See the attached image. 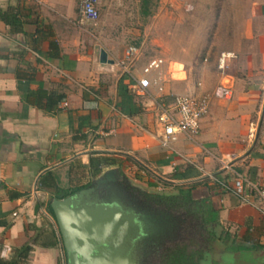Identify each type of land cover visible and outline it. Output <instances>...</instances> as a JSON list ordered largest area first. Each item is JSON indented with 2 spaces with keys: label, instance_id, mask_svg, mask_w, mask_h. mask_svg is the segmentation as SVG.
Returning <instances> with one entry per match:
<instances>
[{
  "label": "crops",
  "instance_id": "0c3cea01",
  "mask_svg": "<svg viewBox=\"0 0 264 264\" xmlns=\"http://www.w3.org/2000/svg\"><path fill=\"white\" fill-rule=\"evenodd\" d=\"M80 2L0 0V258L29 245L19 264H65L51 199L122 177L211 206L216 241L198 264H264V215L213 180L241 175L264 186V0H97L93 23ZM11 9L22 31L2 18ZM211 30L213 40L185 34ZM163 44V89L138 92L142 66L158 56L149 51ZM128 45L139 54L126 71L119 61ZM211 47L233 53L223 74ZM219 84L232 95L210 99L196 136L160 145L157 105ZM226 153L234 173L219 168Z\"/></svg>",
  "mask_w": 264,
  "mask_h": 264
},
{
  "label": "water",
  "instance_id": "95a60500",
  "mask_svg": "<svg viewBox=\"0 0 264 264\" xmlns=\"http://www.w3.org/2000/svg\"><path fill=\"white\" fill-rule=\"evenodd\" d=\"M103 181L97 180L96 188L52 198L49 203L65 264H142L147 247L160 237L165 223L161 216L124 205L107 194L100 197L97 189Z\"/></svg>",
  "mask_w": 264,
  "mask_h": 264
},
{
  "label": "built area",
  "instance_id": "2783aa9c",
  "mask_svg": "<svg viewBox=\"0 0 264 264\" xmlns=\"http://www.w3.org/2000/svg\"><path fill=\"white\" fill-rule=\"evenodd\" d=\"M189 7V6H188ZM80 15L87 22H95L98 18L97 0H81ZM138 47L128 45L124 50L123 58L119 64L126 70H130L131 64L138 56ZM233 57L230 51L220 52L216 67L223 74L227 67V60ZM164 60L162 57H151L142 66L144 76L136 80V90L141 93H147L150 88L158 92L163 89V78L161 66ZM148 74H153L148 77ZM232 95L231 86L228 84H219L212 91L202 94L184 93L174 95L172 105H157L156 122L160 125L162 133L159 143L162 146H169V143L176 139L178 133L184 134L188 138L196 136L199 131L201 119L207 114L211 98L228 100ZM66 106V102H63ZM258 131L257 123L253 120L248 122L247 138L253 140ZM235 156L232 153H226L218 157L219 168L228 173H234L232 169ZM213 180L218 186L227 192H230L240 198L242 202H247L257 208L264 215V186L254 185L241 175H235L231 181L226 178H217Z\"/></svg>",
  "mask_w": 264,
  "mask_h": 264
},
{
  "label": "trees",
  "instance_id": "16d2710c",
  "mask_svg": "<svg viewBox=\"0 0 264 264\" xmlns=\"http://www.w3.org/2000/svg\"><path fill=\"white\" fill-rule=\"evenodd\" d=\"M1 16L3 20L9 24L13 31H22V23L23 20L18 14V10L11 9L4 13H1ZM50 47L51 49H56L57 44L54 39H50ZM92 164V160H91ZM100 169H97L95 173H98ZM80 188H76L77 191ZM141 198H144V200H151L153 204L149 205L148 207L153 208L154 205H158L159 209H162L164 211H167L169 214L173 215L175 217V204H188L185 211H183L184 216L183 217H189V225H194L193 228H191V233L187 238L188 245L189 243H193L194 234L192 231H195L196 228L197 231V225L200 223V225H203L204 228L208 234L209 237L205 239L207 241L210 240L211 235L213 234L211 231L208 230V226L211 225L210 223L214 222L216 220V212L213 211L210 205L204 203V201H196L193 200L189 193H183L181 192V195L177 196H163L159 194H149V193H141ZM139 195V196H140ZM147 204V202H145ZM190 206V207H189ZM49 210L51 211L50 206L48 205ZM179 212V211H178ZM172 216V217H173ZM180 229L181 228L180 225ZM198 234V232H196ZM202 233V232H200ZM168 237V236H167ZM166 237V238H167ZM196 238V237H195ZM186 245V246H188ZM184 245H178L175 244L174 247H168L164 250L163 253L160 254V264H198L199 260L202 256V248H196L191 247L188 248ZM30 250L29 245H24L21 248H16L14 250L13 256L6 260L0 258V264H19V261L23 258H25ZM202 251V252H201Z\"/></svg>",
  "mask_w": 264,
  "mask_h": 264
},
{
  "label": "flooded vegetation",
  "instance_id": "af4514ba",
  "mask_svg": "<svg viewBox=\"0 0 264 264\" xmlns=\"http://www.w3.org/2000/svg\"><path fill=\"white\" fill-rule=\"evenodd\" d=\"M123 180L126 181L125 179H119L118 177L114 182L105 180L97 189L99 196L103 197L105 194H107L110 197L120 200L124 205L140 209L143 212H148L150 215L158 216L159 214V216L162 217L161 219L165 223L164 231L161 233L159 239H154L156 242L152 241L151 245L147 247L148 251L147 257L145 259L146 264H160V254L163 253L168 247H172L169 246L171 243L178 244L182 240L187 242V237L184 236L185 231L187 230L188 234H190L191 228H193L194 225H189V217H183V211H185L184 209L180 212L175 211V217L171 215L173 216V219L170 220L168 219L169 213L159 209L158 205L155 204L153 208L148 207V204L153 206L154 203H152L151 200L145 201L144 198H141V191L139 189L132 187L127 183V181L124 182ZM92 183L91 186L93 185L94 187H97L95 182ZM145 202H147V204ZM175 207L177 208V206ZM180 225L183 230L180 229ZM203 228L204 226L198 223L197 231L195 228V231H192V233L195 236V234H197L196 232H202Z\"/></svg>",
  "mask_w": 264,
  "mask_h": 264
},
{
  "label": "rangeland",
  "instance_id": "374dc122",
  "mask_svg": "<svg viewBox=\"0 0 264 264\" xmlns=\"http://www.w3.org/2000/svg\"><path fill=\"white\" fill-rule=\"evenodd\" d=\"M191 11H192V9H190ZM163 21H165V19H163ZM164 34H165V32H163ZM185 34H189L190 35V38L193 40V39H195V37L198 39V38H201V37H199L201 34L202 35H205L206 37H207V39H209V40H213L214 39V35H215V32L213 31V30H211V31H205V32H196V31H189V32H185ZM204 36V37H205ZM164 49H165V44H163V47H157V51H155V50H150L149 51V55L150 56H154V55H158V56H162V57H164L165 55L162 53V51H164ZM219 54V53H218ZM217 54V52L215 51V48L214 47H211V48H209V56H211V57H214V56H216V55H218ZM217 57V56H216ZM120 179H123L122 177L120 178ZM124 181V180H123ZM124 182H126V181H124ZM141 191V190H140ZM146 192V191H145ZM144 191H141V193H145ZM147 193V192H146ZM149 194H151V193H149ZM164 196V195H163ZM168 196H170V195H168ZM187 205L188 204H182V205H180V208H182V209H180L179 208V204H175V206H177V208L175 209V211H182L183 209L185 210V209H188L187 208ZM190 207V206H189ZM159 215V214H158ZM168 219H173V217L171 216V214H168ZM167 218V217H166ZM212 226V227H211ZM208 228V230L209 231H211L212 233H213V225H210L209 227H207ZM157 233V232H156ZM155 233V234H156ZM159 234V233H158ZM157 234V235H158ZM216 234V233H215ZM215 234L213 233L212 235H211V238H210V240L208 239L207 241H205V239H207V237H209V234H208V232L205 230V229H203L202 230V233H198V234H195V236H194V239H193V243H189V245H188V242H186V241H180L179 243H178V245H184V246H186V245H188V246H186V247H188V248H191V247H196V248H202V251H208L209 249H211V248H213L214 246H213V244L215 243V241H216V239H215ZM156 235V236H157ZM161 235V234H160ZM159 235V236H160ZM190 234H188V231L186 230L185 231V234H184V236H186L187 238H188V236H189ZM195 237H197V238H195ZM160 237H155V240H157V239H159ZM155 240H153V241H155ZM156 242V241H155ZM169 246H175V243H171V245L169 244ZM208 249V250H207ZM201 251V252H202ZM155 260V259H154Z\"/></svg>",
  "mask_w": 264,
  "mask_h": 264
}]
</instances>
